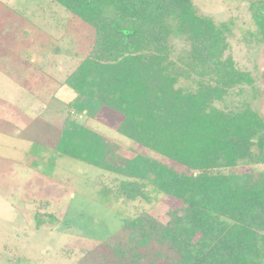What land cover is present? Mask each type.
<instances>
[{
	"label": "trees",
	"instance_id": "trees-1",
	"mask_svg": "<svg viewBox=\"0 0 264 264\" xmlns=\"http://www.w3.org/2000/svg\"><path fill=\"white\" fill-rule=\"evenodd\" d=\"M54 1L94 32L90 53L65 81L76 100L117 112L118 132L176 163L125 157L103 134L75 120L63 124L59 156L124 177L114 189L104 188L105 203L112 196L150 199L147 187L181 201L166 223L145 212L125 220L124 253L133 252V264L148 246L155 263L168 258L167 251L175 264H264V172L226 170L264 162V117L249 104L215 105L235 87L253 83L225 56L228 23L199 14L193 0ZM250 1L252 35L264 43V0ZM173 37L189 44L176 60ZM182 79L192 83L181 85Z\"/></svg>",
	"mask_w": 264,
	"mask_h": 264
},
{
	"label": "rangeland",
	"instance_id": "rangeland-1",
	"mask_svg": "<svg viewBox=\"0 0 264 264\" xmlns=\"http://www.w3.org/2000/svg\"><path fill=\"white\" fill-rule=\"evenodd\" d=\"M193 3L217 25L228 23L225 56L253 79L215 105L249 104L264 117V43L252 35L251 1ZM93 41V30L54 0H0V264H133V252L124 253L129 240L124 221L145 212L166 223L180 205L179 199L149 187L150 199L112 196L105 203L104 188L114 189L124 177L56 152L69 119L117 142L125 157L143 154L176 164L118 132L117 112L94 100H76L65 84ZM171 41L174 60L189 49L183 39ZM98 110L103 112L95 115ZM226 170L259 175L264 162H241ZM36 215L43 221L39 226ZM143 253L138 264H175L167 251L168 258L157 263L149 246Z\"/></svg>",
	"mask_w": 264,
	"mask_h": 264
}]
</instances>
